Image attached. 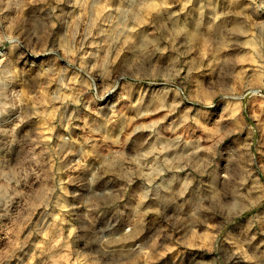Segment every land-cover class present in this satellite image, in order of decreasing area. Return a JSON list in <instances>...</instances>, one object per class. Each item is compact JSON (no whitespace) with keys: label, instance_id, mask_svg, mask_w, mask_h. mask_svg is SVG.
Returning <instances> with one entry per match:
<instances>
[{"label":"clouds","instance_id":"1","mask_svg":"<svg viewBox=\"0 0 264 264\" xmlns=\"http://www.w3.org/2000/svg\"><path fill=\"white\" fill-rule=\"evenodd\" d=\"M0 264H264V0H0Z\"/></svg>","mask_w":264,"mask_h":264}]
</instances>
